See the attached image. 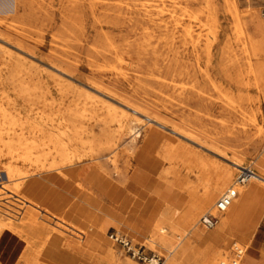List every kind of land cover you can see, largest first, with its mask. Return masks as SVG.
Here are the masks:
<instances>
[{"label": "rangeland", "instance_id": "obj_1", "mask_svg": "<svg viewBox=\"0 0 264 264\" xmlns=\"http://www.w3.org/2000/svg\"><path fill=\"white\" fill-rule=\"evenodd\" d=\"M258 22L264 24V0H0V105L23 120L48 122L45 134L27 132L28 142L40 143L72 122L78 138L74 147L79 154L90 155L76 168L80 189L63 176L69 164L60 163L61 170L44 168L53 158L60 161L46 147L22 162L13 159L0 141V167L11 165L40 175L28 182L60 175L58 192L66 207L77 205L71 214L79 224L92 215L98 201L114 210L127 208L120 213L123 227L109 219L104 228L102 216L96 214L88 224L94 236L104 232L116 257L113 264H149L113 243L108 238L113 231L145 244L149 256L156 253L169 264L172 244L189 232L171 225L189 203L185 186L199 185L200 171L207 170L198 162L200 157L217 164L216 177L233 169L227 190L234 186L238 171L229 161L239 157L256 173L264 170V83L257 75V68L264 66V28L260 30ZM10 57L21 65L20 75L29 88L26 100L17 96L14 88L19 84L10 79L5 65ZM128 107L145 110L151 120ZM122 112H129L133 120L136 141L130 130L116 133L114 118ZM102 130L111 136L100 138ZM149 135L154 152L162 157L181 154L174 164L177 178L164 174L172 167L168 162L135 156L134 147L140 148ZM9 138L3 135V140ZM98 154L99 160L93 161ZM0 177V191L11 186L5 174ZM255 187L264 189L262 184ZM131 211L144 213V223L132 219ZM207 213H215L214 204L198 219ZM159 220H164L170 243L155 247L148 241L147 224ZM64 228L72 232L70 225ZM1 235L0 263L24 264L27 243L7 231ZM233 242L241 244L240 237L230 241L231 251ZM243 248L246 254L238 264H261L259 254L251 256L249 242ZM200 251L196 247L191 257L176 263L200 264Z\"/></svg>", "mask_w": 264, "mask_h": 264}, {"label": "bare ground", "instance_id": "obj_2", "mask_svg": "<svg viewBox=\"0 0 264 264\" xmlns=\"http://www.w3.org/2000/svg\"><path fill=\"white\" fill-rule=\"evenodd\" d=\"M257 21H259V19H257ZM257 25L260 30L264 28V24L262 22H258ZM239 30L240 32L243 31L242 27ZM193 44L196 46L197 43L195 42ZM5 65L9 70V75L12 82L19 84L14 88L16 90L17 96H19V98L21 97L23 100H26L29 94V88L24 83L23 76L20 75L21 65L16 61L13 62L11 57ZM64 75H66V73ZM257 75L260 81L264 83V66H259L257 68ZM124 106L127 107L126 105ZM128 109L131 110L129 107ZM132 111L141 116H145V110H141L140 108L134 110L132 109L131 112ZM18 113L20 112L18 111ZM113 113L115 116L116 112L114 111ZM127 113L129 112H122L117 119L114 118V121L117 123L116 133L130 130V133L132 132V135H135L133 139L135 140L139 138V134H137V132L134 131V128L131 126V122H133V120L131 121V118ZM145 117L148 120H151L149 116ZM48 120L52 121L53 119L50 118ZM45 124H48V122L46 121ZM45 124L34 122L30 119L23 120L18 116H13V114H10L4 106L0 105V141L2 142L3 147L7 150V153L11 155V157L16 161L25 162L32 159L31 156H34L35 150L37 151V149L40 147H46L50 150L48 153L55 154V157L60 158V161H57L55 158H53L54 160L50 162L48 166L45 165L44 168L61 170V168L58 167L60 163L69 164L67 167L69 169L63 173V176L71 180L74 188L80 189V178L76 174V168L79 164L83 163L88 157H90V155L79 154L76 147H74L77 146L76 144L78 142L75 126L72 125L71 122V125L66 129H59V133L57 134L48 133L49 135L46 136L47 138L43 139L40 143L37 141L28 142L25 139V134L27 132H40L45 134ZM172 132L183 137L181 133L177 131L172 130ZM3 135H8L12 138H9V140H3ZM110 136V132L102 130L100 138ZM148 137L149 138L145 139L144 144L140 148H137V146L134 147L136 151L135 156L141 160H147L150 158L156 163L168 162V164H170L172 167L169 170H166L164 174H172L175 178H177V168L174 167V164L180 158L181 154L172 153L162 157L159 153L154 152L155 149L153 146L154 141L152 140V136L149 135ZM79 142L82 141L79 140ZM112 143L114 144L113 140ZM99 154L97 156L91 155L93 157L92 160H99ZM131 156L133 158V155ZM219 157H221L222 160H227L225 155H219ZM38 158L39 157L37 156L36 160ZM140 162L141 163L138 164L141 165L142 161ZM198 162L204 167H207V170L200 171V176L198 179L199 185L189 183L185 186V190L190 197L189 203H187L188 205L184 207L183 214L178 218V220H174L173 223H171L173 230H175L177 226H181L183 228L189 229V232L183 237H179L180 241L172 244L173 246L171 247L167 258H169V264H177L176 261L182 257L185 259L191 257L190 251L198 247L201 250L198 256V261L201 262L200 264H203L202 261L207 262L206 264H231V262L234 260V257L232 256L230 241L234 237L238 239L240 237L241 244L245 245L249 241L248 238L240 235L238 232L233 231L230 228H225L222 224L213 228L214 231L212 232H209V230L205 231L204 229H206V227L201 224L198 217L206 209L212 207L213 204L215 206L216 203L214 202L222 192H225L223 195L226 194L232 197L233 205H241L245 197L246 189H242L241 186L234 184L232 188L227 190V188L231 186L229 183L231 182L232 176L234 174L233 169L228 168L220 172L218 177H216L215 174L217 164L215 162H211L210 160L201 157L198 159ZM229 162L231 167L234 169L239 170V168L244 167L242 165L243 159H240L239 157ZM254 172L256 173L255 170ZM0 173L5 174L6 182L12 181L9 183L11 186H2L0 191V235L7 231L20 237L27 243L28 248L25 252L23 251L24 254L22 256L24 264L114 263L116 257L112 249L105 243L106 241L105 235L103 234L104 232L102 234L99 233L100 235L97 233V235L94 236V231H92L88 224L93 221L95 216L94 214H96L97 216H102V226L105 225L110 219L118 223L119 226L123 227L121 224L120 213L125 211L127 208H119V210H114L106 207L102 201H98L94 207V212L91 213L92 215H87L83 221L81 220L80 225L75 220L73 213L71 214V211L77 207V205L72 203L69 207H66L62 202L63 198L58 192V188H61L62 185L59 178L60 175L49 176L48 178L46 177L44 179L40 178L41 180L38 178H31L32 180L28 182L27 179L30 177H39L40 175L35 174L34 172L33 173L35 175H29L28 173L14 168L11 165L0 167ZM256 174L258 178L251 179L246 184L247 186L260 184L264 185V170L258 171ZM0 179L3 178L0 177ZM166 183L175 187V185L173 183L171 184L169 181H166ZM102 191L105 195V190L103 189ZM153 203L154 202L152 200L150 208L152 205H154ZM230 207L227 209V211L220 214L221 218L223 215H227V219L224 222V224L227 225L232 224L235 220V216L230 214V211L232 210V207ZM77 210L79 211L80 209L78 208ZM131 212L133 213L131 217L132 219H136L137 223H144V213L139 211ZM61 220L65 226L70 225L72 232L76 231L77 235L64 228L65 226L61 228ZM128 226H130V224H127L125 228H128ZM103 227L105 228V226ZM147 227H150L149 231H146V233H149L151 236V239L148 240L150 244L157 247V245L161 243H170L165 236L166 230L164 226V220H159L154 225L147 224ZM133 234L137 235L136 231H133ZM241 244L239 245L243 247Z\"/></svg>", "mask_w": 264, "mask_h": 264}, {"label": "built area", "instance_id": "obj_3", "mask_svg": "<svg viewBox=\"0 0 264 264\" xmlns=\"http://www.w3.org/2000/svg\"><path fill=\"white\" fill-rule=\"evenodd\" d=\"M258 178L257 174L254 172L251 166H244L239 168L237 175L235 177L234 183L239 186L246 185L251 179ZM232 204V197L229 195L221 196L215 204V213H207L201 217V224L208 228L213 229L220 224L221 213L227 211V209ZM108 238L115 244L119 245L125 253L131 256L133 259H136L139 262L149 263V264H163V257L153 253L149 256L146 253L145 244H136L133 240L126 234L113 231L108 234ZM232 256L234 260L231 264H237L240 260L243 259L246 254V249L240 246L238 243H232Z\"/></svg>", "mask_w": 264, "mask_h": 264}, {"label": "crops", "instance_id": "obj_4", "mask_svg": "<svg viewBox=\"0 0 264 264\" xmlns=\"http://www.w3.org/2000/svg\"><path fill=\"white\" fill-rule=\"evenodd\" d=\"M255 186L250 185L246 188L245 197L241 205H231L230 214L235 216L233 223L224 224L227 219L225 214L222 216L220 224L247 237L251 256L259 254L261 257L260 262L264 264V189ZM2 237L3 235H0V242ZM251 261L254 262L253 258H251Z\"/></svg>", "mask_w": 264, "mask_h": 264}]
</instances>
